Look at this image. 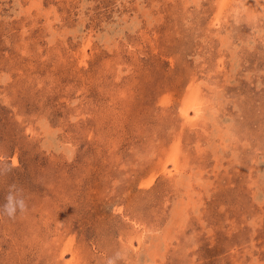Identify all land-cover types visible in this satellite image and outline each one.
Returning a JSON list of instances; mask_svg holds the SVG:
<instances>
[{"label":"rangeland","instance_id":"374dc122","mask_svg":"<svg viewBox=\"0 0 264 264\" xmlns=\"http://www.w3.org/2000/svg\"><path fill=\"white\" fill-rule=\"evenodd\" d=\"M0 264H264V0H0Z\"/></svg>","mask_w":264,"mask_h":264},{"label":"clouds","instance_id":"9594fccd","mask_svg":"<svg viewBox=\"0 0 264 264\" xmlns=\"http://www.w3.org/2000/svg\"><path fill=\"white\" fill-rule=\"evenodd\" d=\"M11 171V166L6 169L0 170V175L6 174ZM28 211V205L23 194V189L16 184L8 186V191L5 196V202L0 205V218L6 217L9 220L16 218L17 214H24ZM123 257L120 252L114 256L107 258L106 264H117Z\"/></svg>","mask_w":264,"mask_h":264}]
</instances>
